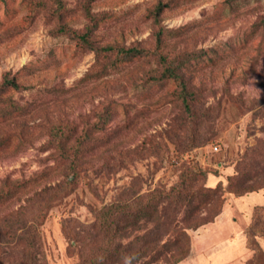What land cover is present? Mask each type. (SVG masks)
<instances>
[{"label": "rangeland", "instance_id": "rangeland-1", "mask_svg": "<svg viewBox=\"0 0 264 264\" xmlns=\"http://www.w3.org/2000/svg\"><path fill=\"white\" fill-rule=\"evenodd\" d=\"M82 33L87 43L78 38ZM115 44L151 53L110 64L117 55L96 58L90 50ZM158 53L190 59L179 81L195 91L194 116L203 109L212 114L215 135L207 143L189 145V124L181 122L173 99L178 80L149 79L161 72ZM5 78L18 87L0 89V105L15 104L0 109V191L51 171L19 197L0 202V247L9 248L4 234L24 199L60 179L52 141L57 125H73L78 134L91 125L92 134L108 140L85 158L86 176L49 204L38 227L45 264H75L79 244L66 229L86 234L83 225L95 220L93 210L102 203L179 183L193 162L204 170L205 186L223 190L250 158L257 160L251 170L261 163V153L251 149L264 137V0H0V85ZM92 163L108 168L99 174ZM223 197L212 220L185 229L188 253L176 264H245L251 256L243 230L253 206L264 203V187ZM177 234L166 239L182 245ZM257 240L264 250V238Z\"/></svg>", "mask_w": 264, "mask_h": 264}, {"label": "trees", "instance_id": "trees-1", "mask_svg": "<svg viewBox=\"0 0 264 264\" xmlns=\"http://www.w3.org/2000/svg\"><path fill=\"white\" fill-rule=\"evenodd\" d=\"M160 6V3L157 4V11ZM58 14L61 15V12L59 11ZM78 36L83 43L88 42L87 33ZM159 40L158 35L157 43ZM90 50H93L96 58H99L102 52L117 55L111 59L110 64L151 53L136 45L123 47L119 44L100 48L92 46ZM155 57L157 64L161 66V72L159 75H148V77L160 81L168 78L178 80V88L181 89L176 92L173 99L181 106V122L189 124L188 129L192 137L190 147L207 143L215 135L212 128V114L203 109L195 117L197 101L194 97L195 91L183 81H179L181 80L179 70L184 63H189L190 59L182 55L167 59L166 55L160 53ZM106 60L101 61V70H104ZM99 71L100 69H97V73ZM5 86L17 88L18 84L14 78H5L0 89ZM14 107L15 104L12 103L0 105V109L4 110ZM262 108L264 109V106ZM106 116L107 112L99 115L98 128L103 127L107 122ZM90 126L78 134L73 125L69 126L68 130L66 125H57L53 135L51 134L52 141L55 142L54 158L61 165L62 174L59 180L44 184L40 189L30 193L13 212V220L8 227L9 232L4 234L6 238L11 239V244L8 249H4V246L0 247V264L7 261H12V264H45L38 229L45 211L50 203L62 200L73 191L80 179L86 176L85 158L108 141L106 136L92 134L94 130ZM251 152L261 153V158L258 159L262 160L261 163L251 170V166L257 160L254 162L250 158L247 167H241L235 174L227 177L228 184L224 190L219 184L213 187L205 186V172L197 162H193L187 169L180 172L179 183L169 185L167 188H162L159 184L145 195L102 203L93 210L95 220L88 226L83 225L88 227L86 234L79 235L75 233V230L66 229L75 244H79L80 257L75 264H176L188 253L185 229H195L212 220L219 211V202L223 200L225 191L239 196L264 187V137L259 139L257 146L253 147ZM106 165L95 166L92 163L90 168L93 172L100 174L103 168H108ZM50 171L47 168L32 178L17 181V184L13 183L10 189L0 191V202L13 196L19 197L21 193L27 192L38 184ZM258 176L262 179H258ZM38 178L41 179L38 180ZM251 179H255L253 183L249 182ZM203 211L205 213L201 215ZM179 213L180 216L177 217ZM148 224L150 226H147ZM142 229L144 230L141 231ZM177 230V237L184 241L182 245L177 244L176 237L166 239L169 233ZM243 231L245 245L252 250L245 264H264V250L257 240V237L264 238V203L253 206L249 223ZM130 234L132 238L127 239Z\"/></svg>", "mask_w": 264, "mask_h": 264}]
</instances>
